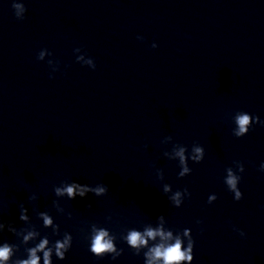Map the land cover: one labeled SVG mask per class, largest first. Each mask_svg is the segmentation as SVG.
I'll list each match as a JSON object with an SVG mask.
<instances>
[{
	"label": "clouds",
	"instance_id": "obj_1",
	"mask_svg": "<svg viewBox=\"0 0 264 264\" xmlns=\"http://www.w3.org/2000/svg\"><path fill=\"white\" fill-rule=\"evenodd\" d=\"M12 7L17 20H23L25 18V13L27 11L25 4L21 0H13ZM137 39L143 40V37H137ZM152 48H156L157 45L153 43ZM76 53V61L82 65H85L92 70H95L96 64L93 58L88 57L86 54L77 55L81 53V48L74 49ZM45 55L51 56L52 53L48 49H42L39 51L37 59L43 61ZM85 55L88 57L85 59ZM48 66L51 69L50 78H54L52 75L59 70V62L49 59L47 61ZM233 122L235 127L232 130V134L241 138L246 136L254 124H261L264 126V121H261L258 116H253L244 111H238L233 117ZM173 138L171 135L164 137L162 143L167 145L172 143L171 151H164L163 156L169 160L178 161V166L180 171L178 173V178H183L190 175L192 169L188 165V161L191 160L193 163H200L203 161L205 156V149L199 144H193L191 147V152L185 145L179 143H173ZM145 147H147L145 145ZM235 168L228 167L225 169L226 176L224 177V183L231 193H233L234 200L240 201L243 199V193L239 188V183L242 179L241 175L238 173H243L245 171L244 165L240 161H234ZM154 166V165H153ZM261 172H264V163L260 165ZM156 175L159 179H164V173L162 169H157ZM54 194L56 197H67L69 200H74L77 196L83 198L89 193H92L96 197H102L108 194V186L104 183L97 184L95 186H89L87 184H80L75 181H63L59 186H54ZM162 191L165 195L171 193L168 196L170 203L179 208L182 206L185 198H190L191 193L187 187L182 190L173 191L170 184L165 183L162 187ZM38 197L33 194L29 199L35 201ZM217 199L216 194H211L208 197V203L212 204ZM53 207L60 213L64 212V209L60 206L59 200L53 201ZM91 208V205L88 206ZM71 217V213L68 214ZM37 217L42 220L44 228H51L52 235L60 234V227L58 224L54 223L53 217L47 211H38ZM19 219L23 221L27 227L17 229L13 224L0 221V233H3L5 229L8 232L13 233L19 240V243H9L4 241L0 243V264H52V257L59 260H64L66 258V253L72 247L73 237L69 232H64L62 239H56L55 241H50L47 235L41 236L40 231L37 227L32 224L30 217L28 215V209L24 207L23 204L20 205V215ZM110 221L111 217H107ZM160 222L156 226L147 225L144 226L143 231L137 230L135 228L128 229L126 234L121 238L127 243V245L134 250L136 255H139L142 250L145 261L144 264H192L194 259L193 249L194 240L191 235L190 229H184L182 232H176L174 235L173 230L167 228L163 223L165 220L164 215L157 217ZM197 224L202 223V221L197 220ZM239 231L240 235L243 237L245 233L239 229H234ZM157 238L159 240L157 241ZM117 237L110 233V231L105 227H99L96 224L91 225L90 233V247L89 251L96 257L102 258L106 255H110L113 260L117 259L123 254V249H118L116 246ZM38 240L34 246L27 247L31 242ZM150 241L152 242L150 244ZM185 241L187 245L185 246ZM21 245L24 247V253L26 258L13 259L16 253L20 251ZM42 254V255H41Z\"/></svg>",
	"mask_w": 264,
	"mask_h": 264
}]
</instances>
